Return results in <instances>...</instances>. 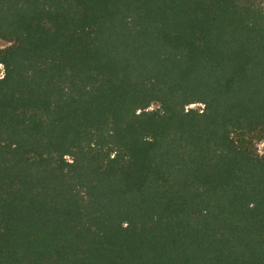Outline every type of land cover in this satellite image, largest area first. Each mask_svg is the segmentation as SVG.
<instances>
[{
  "label": "trees",
  "instance_id": "16d2710c",
  "mask_svg": "<svg viewBox=\"0 0 264 264\" xmlns=\"http://www.w3.org/2000/svg\"><path fill=\"white\" fill-rule=\"evenodd\" d=\"M0 39V264H264V1L0 0Z\"/></svg>",
  "mask_w": 264,
  "mask_h": 264
},
{
  "label": "rangeland",
  "instance_id": "374dc122",
  "mask_svg": "<svg viewBox=\"0 0 264 264\" xmlns=\"http://www.w3.org/2000/svg\"><path fill=\"white\" fill-rule=\"evenodd\" d=\"M264 1V0H262ZM10 44L0 39V49L8 47ZM200 105H193L191 107L197 108ZM257 149L260 155L264 156V140L257 143Z\"/></svg>",
  "mask_w": 264,
  "mask_h": 264
},
{
  "label": "built area",
  "instance_id": "2783aa9c",
  "mask_svg": "<svg viewBox=\"0 0 264 264\" xmlns=\"http://www.w3.org/2000/svg\"><path fill=\"white\" fill-rule=\"evenodd\" d=\"M3 76H4L3 66L0 65V78H3Z\"/></svg>",
  "mask_w": 264,
  "mask_h": 264
}]
</instances>
